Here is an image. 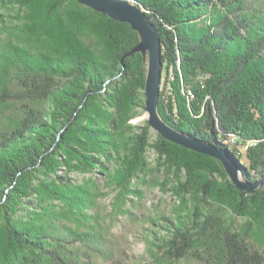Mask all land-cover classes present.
<instances>
[{
    "label": "trees",
    "instance_id": "trees-1",
    "mask_svg": "<svg viewBox=\"0 0 264 264\" xmlns=\"http://www.w3.org/2000/svg\"><path fill=\"white\" fill-rule=\"evenodd\" d=\"M131 1L160 34V118L228 150L255 180L264 0ZM138 41L75 0H0V264H264V186L239 190L217 159L130 123L145 106L147 60L125 56ZM231 139L254 144L241 156ZM148 146L174 181L171 214L131 209L152 171ZM138 235L148 263L130 251Z\"/></svg>",
    "mask_w": 264,
    "mask_h": 264
},
{
    "label": "water",
    "instance_id": "water-1",
    "mask_svg": "<svg viewBox=\"0 0 264 264\" xmlns=\"http://www.w3.org/2000/svg\"><path fill=\"white\" fill-rule=\"evenodd\" d=\"M113 20L128 23L139 36L138 43L126 53L130 56L135 52L142 54L147 60V72L144 87V110L147 113V124L164 139L183 146L197 153L217 159L223 166L229 180L242 191L254 193L264 186V172L255 180L247 181L240 175L233 155L226 149L212 143L180 132L163 121L157 111L159 89L161 85V39L159 30L146 15L144 8L131 0H75Z\"/></svg>",
    "mask_w": 264,
    "mask_h": 264
},
{
    "label": "rangeland",
    "instance_id": "rangeland-1",
    "mask_svg": "<svg viewBox=\"0 0 264 264\" xmlns=\"http://www.w3.org/2000/svg\"><path fill=\"white\" fill-rule=\"evenodd\" d=\"M10 11L13 15L15 9L12 8ZM146 119L147 113L145 112V110H140L137 116L131 119L130 123L133 125L142 126L145 122H147ZM155 133L156 131L150 128V141H152V139L154 138ZM239 152L241 155L240 150ZM146 158L150 164V167L152 168V171L146 177L140 178L137 182V186L139 187V190L142 193V198H132L133 200L131 201V209L137 214L149 210H151L155 214H171L174 209H177L179 204L178 197L174 195L173 191L171 190L174 181H170L168 177L164 175V171H162L161 169H154V167L156 166V155L150 146H148L146 149ZM243 160L246 161L244 157ZM86 176L88 175H85L84 177ZM98 183L100 184V186H102L104 183L103 176H101L100 174H98ZM102 203H104L105 205H109L110 199H102ZM221 214L227 221H233L234 225L238 226L244 222V219L237 216H233L229 209L223 208ZM123 223H125V218L121 219L119 226L121 227ZM125 224H128V222H126ZM119 226L115 228L116 232H119L121 230ZM130 251L137 257H145V263H148V261L150 260L148 255L146 254L145 243L140 237V235L132 239ZM180 264L191 263L182 262Z\"/></svg>",
    "mask_w": 264,
    "mask_h": 264
},
{
    "label": "built area",
    "instance_id": "built-area-1",
    "mask_svg": "<svg viewBox=\"0 0 264 264\" xmlns=\"http://www.w3.org/2000/svg\"><path fill=\"white\" fill-rule=\"evenodd\" d=\"M227 142H231L234 145H236L238 147V149L241 151V156H244L248 146L254 144L253 142H246V143H238L236 140L231 139V141H227Z\"/></svg>",
    "mask_w": 264,
    "mask_h": 264
},
{
    "label": "bare ground",
    "instance_id": "bare-ground-1",
    "mask_svg": "<svg viewBox=\"0 0 264 264\" xmlns=\"http://www.w3.org/2000/svg\"><path fill=\"white\" fill-rule=\"evenodd\" d=\"M235 140V139H234ZM229 141H231V140H229ZM231 143V142H230ZM233 144V143H232Z\"/></svg>",
    "mask_w": 264,
    "mask_h": 264
}]
</instances>
